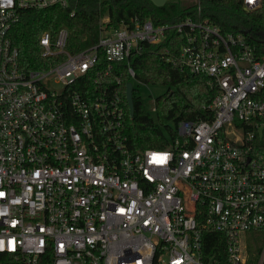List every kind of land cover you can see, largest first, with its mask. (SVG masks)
<instances>
[{
  "label": "built area",
  "instance_id": "built-area-1",
  "mask_svg": "<svg viewBox=\"0 0 264 264\" xmlns=\"http://www.w3.org/2000/svg\"><path fill=\"white\" fill-rule=\"evenodd\" d=\"M70 6L0 0V264H264V55L191 16L119 27L104 16L75 52L66 26L45 30L50 64L21 68L10 33L22 11ZM170 30L183 36L182 68L215 88L214 116L132 150L119 86L142 83L131 59Z\"/></svg>",
  "mask_w": 264,
  "mask_h": 264
},
{
  "label": "trees",
  "instance_id": "trees-1",
  "mask_svg": "<svg viewBox=\"0 0 264 264\" xmlns=\"http://www.w3.org/2000/svg\"><path fill=\"white\" fill-rule=\"evenodd\" d=\"M201 3L198 10L196 4L182 0H168L163 6H157L151 0H71L69 8L24 9L10 34L19 51L20 67L25 70L44 69L50 64L42 55L39 44L42 32L50 30L56 33L60 27L66 26L70 34L67 47L71 51H79L98 40L100 21L104 16L109 18L108 24L113 27L130 23L134 18H150L162 24L191 16L216 24L224 32L242 33L264 55V0L260 7L251 11L243 7L241 0H201ZM182 40L180 33L170 30L165 42L146 44L131 59L140 82L165 87L164 93L156 98L157 120L150 112L149 103L135 88L134 115L131 116L126 85L132 78L123 77L119 88L125 109L124 131L132 150L168 146L170 140L162 126L175 136L174 127L181 120H204L214 116L209 105L216 90L208 77L182 68L178 60ZM216 235L214 233L213 240ZM211 246L213 251L218 248L214 243ZM259 248L260 242L250 245L251 252Z\"/></svg>",
  "mask_w": 264,
  "mask_h": 264
},
{
  "label": "rangeland",
  "instance_id": "rangeland-1",
  "mask_svg": "<svg viewBox=\"0 0 264 264\" xmlns=\"http://www.w3.org/2000/svg\"><path fill=\"white\" fill-rule=\"evenodd\" d=\"M182 1L185 2V0ZM133 85L134 88L137 90L138 94L149 103L150 112L157 120L156 110H153V107H156V98L164 93L165 87L162 85H147L135 81H133ZM162 127L164 128V131L167 134V136L171 138L170 130L164 126Z\"/></svg>",
  "mask_w": 264,
  "mask_h": 264
},
{
  "label": "water",
  "instance_id": "water-1",
  "mask_svg": "<svg viewBox=\"0 0 264 264\" xmlns=\"http://www.w3.org/2000/svg\"><path fill=\"white\" fill-rule=\"evenodd\" d=\"M151 1L157 6H163L167 3L168 0H151ZM133 92H134L133 83L128 82L126 85V96L130 107L131 116L134 115Z\"/></svg>",
  "mask_w": 264,
  "mask_h": 264
}]
</instances>
